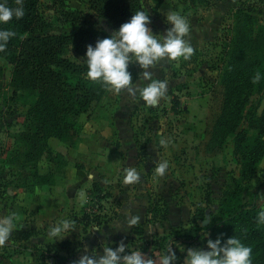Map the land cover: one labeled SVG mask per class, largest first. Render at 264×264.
Segmentation results:
<instances>
[{"label": "rangeland", "instance_id": "374dc122", "mask_svg": "<svg viewBox=\"0 0 264 264\" xmlns=\"http://www.w3.org/2000/svg\"><path fill=\"white\" fill-rule=\"evenodd\" d=\"M64 2L67 9L81 11L88 23L113 32L85 0ZM144 4L150 17L148 27L154 34L163 35L170 27L165 19L167 12L185 16L190 25L185 39L194 53L188 60L164 58L148 69L154 78L169 81L166 96L152 110L138 95L133 98L126 90L116 93L106 86L101 98L81 115L82 131L75 149H86L85 160L90 166L87 175L97 172L98 181L112 193L103 210L110 218L99 226L84 228L74 221L73 212L81 215L84 209L89 210L84 192L83 198L76 193L73 207L70 203L64 205L63 217L42 222L37 217L41 207L38 196L47 195L49 190L22 184L29 181L30 175L18 156L25 147L16 135L22 128L26 107L21 98L12 95L10 65L0 59V216L15 214L12 235L0 246V264H44L36 262L28 248L60 254L73 262L86 251L102 254L104 246L115 248L121 243L127 245L126 251L139 249L157 264L172 243L178 257L175 264H182L186 252H181L180 246L206 249V241L212 239L203 227L210 215L216 213L225 184L231 183L230 178L238 172L234 131H230L232 120H228V126H222L229 115L230 96L226 91L231 90V84L226 86L220 80L222 60L227 54L225 61L234 67V55H241V46L244 47L243 41L235 39L234 20L241 26L251 15L264 24V0H210L208 5L190 8H185L182 0H163L158 5L144 0ZM247 8L248 12L242 10ZM40 11L48 23L47 30L72 33L79 28L58 21L48 0H42ZM252 46L255 57L260 58L264 54L262 41ZM66 55L82 62L72 46L67 48ZM129 71L134 83L142 86L139 66L130 63ZM242 111L245 119L236 132L257 133L256 125L264 120V88L249 95ZM161 140L166 143L162 145ZM48 143L68 163L60 150L67 148L54 138ZM165 159L169 168L163 177H157L156 164ZM127 167L140 172L138 183L123 182ZM40 170H45L43 164ZM250 191L256 194L254 203L264 206V156L255 169ZM206 195L209 202L205 201ZM251 199L245 194V200ZM200 208L203 219L193 221L194 215H200ZM129 213L140 216L138 224L127 226ZM60 219L73 220L75 230L55 240L48 236V227ZM95 227H100V231ZM46 264L58 263L51 258Z\"/></svg>", "mask_w": 264, "mask_h": 264}, {"label": "trees", "instance_id": "16d2710c", "mask_svg": "<svg viewBox=\"0 0 264 264\" xmlns=\"http://www.w3.org/2000/svg\"><path fill=\"white\" fill-rule=\"evenodd\" d=\"M85 1L113 31L136 11L143 10L149 15L144 0ZM148 1L158 5L163 0ZM7 2L9 6H16V0ZM41 2L23 0L24 17L13 18L8 24L0 25L16 32L7 48L0 52V59L10 65L12 95L21 98L26 107L22 128L16 135L25 147L18 156L22 166L29 169L30 179L22 183L26 187L53 185L55 176L68 164L60 152L49 146L48 141L53 137L68 148L78 145L82 131L81 115L87 113L106 90L105 85L86 78L87 66L83 63L86 46H94L97 40L111 35L106 29L88 23L81 11L67 9L64 0H48L49 7L58 21L79 28L72 33L47 30L48 23L40 11ZM209 3L210 0H182L185 8ZM242 10L248 12V8ZM237 21L234 20L235 39L243 41L244 47L241 46V55H234V67L225 61L227 54L223 58L220 80L226 86L231 84V90L226 91L230 96L227 104L229 115L222 121V126H228V120H232L230 131H234V160L238 164V172L230 178L231 183L225 184L219 207L203 228L212 239L219 237L222 242L232 235L236 236L252 248V264H264V225H258L255 220L256 213L264 206H257L254 203L256 194L249 193L255 169L264 156V120L260 126L256 125L257 133L236 132L238 124L245 119L242 110L249 95L257 88H264V79L255 84L251 80L257 70L264 73V54L256 58L252 46L262 41L261 50H264V24L253 20L251 15L241 26L236 25ZM71 46L82 62L66 55L67 48ZM1 77L0 64V80ZM40 164L45 166L44 171L40 170ZM14 186L18 187V184ZM247 193L252 201L245 200ZM86 194L89 210L84 209L81 215L74 217V221L84 228L107 222L110 217L103 210L112 197L111 191L93 181ZM205 201L209 202V195H206ZM157 211L155 209L154 214ZM199 211L200 215H194L193 221L203 219L202 208ZM27 250L36 262L46 264L53 258L58 264H72L60 254L49 255L43 249Z\"/></svg>", "mask_w": 264, "mask_h": 264}, {"label": "clouds", "instance_id": "9594fccd", "mask_svg": "<svg viewBox=\"0 0 264 264\" xmlns=\"http://www.w3.org/2000/svg\"><path fill=\"white\" fill-rule=\"evenodd\" d=\"M25 15L23 0H16V6H9L7 0H0V25L8 24L13 18L20 19ZM166 23L170 27L165 33L154 34L148 27L149 15L143 11H136L131 18L122 23L111 35L97 40L95 45L86 46L83 63L87 66L86 78L93 82L110 87L116 93L126 90L135 98L137 95L147 106L154 107L159 104L168 91L169 81L154 78L148 69L154 68L166 58L174 61L178 58L188 60L194 53V48L185 39L190 32L187 18L179 12H167ZM16 32L0 27V52H3ZM135 63L142 70L143 85L135 84L129 64ZM264 79V73L257 70L251 77L252 82L259 83ZM161 140V144H165ZM169 168L168 160L158 161L155 175L163 177ZM140 172L135 167H127L123 182L135 184L140 181ZM258 225H264V208H261L255 217ZM139 215L129 213L126 224L128 227L138 224ZM15 227V214L0 216V246L10 239ZM100 231V227H95ZM75 230V222L71 219H60L48 227V236L53 239H62ZM127 245L123 243L117 247H103L102 254L92 251L85 252L72 264H157L156 260L146 257L139 249L126 251ZM182 264H252V248L246 246L236 236H231L223 242L218 237L206 241V249L189 247ZM178 257L170 243L163 255L159 257V264H175Z\"/></svg>", "mask_w": 264, "mask_h": 264}, {"label": "crops", "instance_id": "0c3cea01", "mask_svg": "<svg viewBox=\"0 0 264 264\" xmlns=\"http://www.w3.org/2000/svg\"><path fill=\"white\" fill-rule=\"evenodd\" d=\"M66 148L67 149L60 150L68 159V164L64 167L63 171L60 174H57L55 176L54 184H42L39 186H34L37 188L40 187L39 189L42 190H49L47 195L38 196V200L41 202V207L39 209L40 211L37 213L38 215H36L38 218H40L41 222L42 220H46L47 218L63 217L66 213V208L64 205L67 206L69 203L71 207H73V205H76V202H74L76 193H78V195L83 198V192L86 193V190L90 187V184L93 181H96L102 185V183L98 181L99 177H97V172H90L88 175L86 173V169L90 167L85 160L86 149H75L76 147ZM72 215H74L75 217L76 215H80V213L77 214L73 212ZM77 224L83 227L82 224ZM88 227L89 226L85 228Z\"/></svg>", "mask_w": 264, "mask_h": 264}]
</instances>
